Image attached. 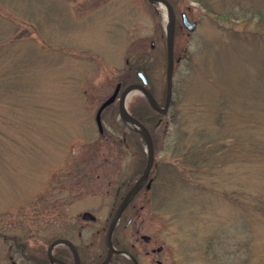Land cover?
<instances>
[{
	"label": "rangeland",
	"instance_id": "obj_1",
	"mask_svg": "<svg viewBox=\"0 0 264 264\" xmlns=\"http://www.w3.org/2000/svg\"><path fill=\"white\" fill-rule=\"evenodd\" d=\"M169 1L172 103L156 128L152 183L113 242L161 247L148 264H264V0H240L263 21L209 10L237 0ZM165 29L150 0H0V245H106L115 190L141 172L146 145L117 102L102 110L101 131L95 112L137 70L163 104ZM0 264H13L3 249Z\"/></svg>",
	"mask_w": 264,
	"mask_h": 264
},
{
	"label": "water",
	"instance_id": "obj_2",
	"mask_svg": "<svg viewBox=\"0 0 264 264\" xmlns=\"http://www.w3.org/2000/svg\"><path fill=\"white\" fill-rule=\"evenodd\" d=\"M152 2H155L159 4L162 9L164 10V13H166V29H165V43H166V96L163 106H160L153 96V94L144 86V84L147 82L146 77L141 71H138V75L141 78V82L137 83H130L126 85L118 99V111L120 117L130 123L136 130H138L144 137L145 143H146V164L139 175V177L135 180L133 186L131 189L127 192V194L124 196V198L120 201L118 204L116 211L110 220V223L107 228L106 232V244L108 246V255L105 259H103L99 264H106L109 260L110 254L112 251H115V249L112 246V233L115 225L117 224L119 215L121 211L123 210L126 203L129 201V199L132 197V195L137 191L139 186L143 183L145 178L147 177L151 166L153 164V158H154V149H153V142L151 138V134L147 127L136 117H134L127 108V99L128 97L134 93V92H141L149 101V103L157 109L159 112L165 113L169 107V104L171 102L172 98V80H173V61H174V30H175V13L173 10V7L171 3L168 0H150ZM181 19L183 24L189 29L192 30L195 27V22H191L187 19V16L184 12L181 13ZM120 88V82H118L112 91V93L106 97L98 106L96 113H95V121L98 126L99 130H102V124L100 119V114L102 109L110 104L112 101L115 100L117 93ZM146 237V235H144ZM65 243L66 245H74L68 238L59 237L56 239H53L48 245H55L56 243ZM136 263V262H135Z\"/></svg>",
	"mask_w": 264,
	"mask_h": 264
},
{
	"label": "flooded vegetation",
	"instance_id": "obj_3",
	"mask_svg": "<svg viewBox=\"0 0 264 264\" xmlns=\"http://www.w3.org/2000/svg\"><path fill=\"white\" fill-rule=\"evenodd\" d=\"M133 82H137V81H133ZM146 87L151 91V89L148 86V82L146 84ZM118 95L112 103L117 102ZM136 178H134L132 182L127 181V183L126 182L122 183L123 185H119L116 188L115 198L118 199V203L116 207L118 206L120 201L124 198V196L127 194V192L130 190ZM151 182H152V176L150 173L148 178L144 181L143 185L139 188V190L135 193V195H137V193L143 187L145 191L149 189ZM130 201L131 200H129V202L124 206L123 210L121 211L118 223L121 221V219L125 217V215H129V210L131 208L129 206ZM116 207L112 211V216L116 211ZM81 215L83 217H90L91 219L95 218L94 216H91L87 211H83ZM131 216H133V213H131ZM131 224H132V219L131 217H128V220H126L124 226L127 227L130 226ZM59 237H64V236H57L53 239ZM142 238L145 240L148 239V237L147 238L142 237ZM73 244L74 245H66L65 243L59 242L56 243L55 245H46L45 247H41V249L33 247L34 249L30 251V253L26 251L27 248H30L29 247L30 245H0V250L3 249L5 251L7 259L12 260L13 264L18 263L17 260H15V257L23 258L28 262V264H98L108 255L107 245H103L102 247V245H78L75 242H73ZM112 246L115 249V251L111 252L109 260L106 264H111L112 261H114L117 258L119 260H125L128 264H148L150 254L152 252L159 251L161 248V247H157L153 249L151 245H136V242H131L130 245H116L115 243H113ZM140 256H142V258H140ZM157 262L160 263V261Z\"/></svg>",
	"mask_w": 264,
	"mask_h": 264
},
{
	"label": "trees",
	"instance_id": "obj_4",
	"mask_svg": "<svg viewBox=\"0 0 264 264\" xmlns=\"http://www.w3.org/2000/svg\"><path fill=\"white\" fill-rule=\"evenodd\" d=\"M236 6V8H231L223 11L221 10H214L209 7L210 11H213L214 14L220 18V19H229V18H242L244 20L251 19L253 17H258L260 18V10L258 9H253L252 6H245L241 4L240 0H237L236 2H233ZM255 8V7H254ZM261 21H263L262 18H260ZM132 113L138 117L150 130L152 137H153V142L155 144L156 142V128L160 123V116L161 114L157 112L149 103L147 100L143 97H139L136 99V103L134 105H130ZM133 134L135 136V145L139 148H142L143 143V138L141 134L137 131L133 130ZM142 139V140H141ZM249 257V256H248ZM247 257L248 264L250 262V259ZM251 264V263H250Z\"/></svg>",
	"mask_w": 264,
	"mask_h": 264
}]
</instances>
